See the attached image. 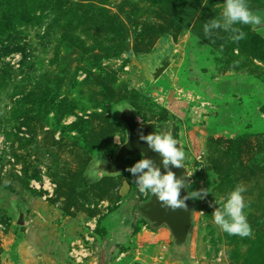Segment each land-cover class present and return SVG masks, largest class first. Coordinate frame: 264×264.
Returning a JSON list of instances; mask_svg holds the SVG:
<instances>
[{"label":"rangeland","instance_id":"1","mask_svg":"<svg viewBox=\"0 0 264 264\" xmlns=\"http://www.w3.org/2000/svg\"><path fill=\"white\" fill-rule=\"evenodd\" d=\"M202 1L194 32L171 19L192 0L0 3V264H76L71 242L92 219L98 264H264V25H239L238 43L223 30L208 37L203 25L223 3ZM247 4L264 18V4ZM164 56L170 64L153 81ZM127 111L179 141L193 173L187 194L209 188L189 199L180 244L144 212L152 194L127 171L143 155L109 171L129 138ZM97 153L104 163L93 175ZM238 184L245 238L212 217Z\"/></svg>","mask_w":264,"mask_h":264},{"label":"clouds","instance_id":"2","mask_svg":"<svg viewBox=\"0 0 264 264\" xmlns=\"http://www.w3.org/2000/svg\"><path fill=\"white\" fill-rule=\"evenodd\" d=\"M239 25L262 26L264 18L249 8L247 0H224L221 17L208 20L204 23L203 30L208 37H211L217 30H223L230 33L229 38L233 42L238 43L246 37V33L241 27H238ZM139 138L153 152L162 157L165 169V173L162 174L160 168L156 167L151 159L143 157L127 169L136 177L135 184L141 194L151 193L163 207L171 211L187 210L186 200L203 199L210 194L209 188L200 189L199 191H190L181 198V189L190 185L186 184L183 179L176 178L175 173L169 170V166L184 168L187 156L183 148L179 146V141L170 132H154L146 136L140 135ZM102 163L104 161L97 153L94 157L93 175L96 171H100L99 166ZM192 174L187 173V176L191 177ZM246 190L244 186L238 184L228 193L222 206L216 207L212 213L213 222L221 231L230 236L245 238L252 234L244 211L248 207L243 196Z\"/></svg>","mask_w":264,"mask_h":264},{"label":"water","instance_id":"3","mask_svg":"<svg viewBox=\"0 0 264 264\" xmlns=\"http://www.w3.org/2000/svg\"><path fill=\"white\" fill-rule=\"evenodd\" d=\"M261 27V26H259ZM170 61L168 56H164L159 59L157 64L154 66L151 72V79L156 81L161 74L167 69ZM128 130L129 138L125 144H123L114 160L113 163L109 165V171L112 173H117L125 169V159L127 156L141 153L143 158L151 159L154 165L160 168L161 173H165V169L162 164V157L153 152L145 142L140 140V135H148L155 132L154 127L151 123H140L129 111L123 113L122 115ZM169 170L175 173L176 178L183 179L187 181V171L185 168H175L171 165ZM185 189H181V198L186 196ZM187 205V210H176L171 211L161 205L157 198L151 195L150 200L145 204V214L151 223L155 226L165 225L175 242L180 244L183 242L186 233L190 228V213L192 210V202L190 200L185 201ZM18 225H22L23 221L21 217L17 221Z\"/></svg>","mask_w":264,"mask_h":264},{"label":"built area","instance_id":"4","mask_svg":"<svg viewBox=\"0 0 264 264\" xmlns=\"http://www.w3.org/2000/svg\"><path fill=\"white\" fill-rule=\"evenodd\" d=\"M43 189L48 192H52V186L49 182L44 181ZM86 232L83 235V238L77 239L71 242L69 257L76 263L82 264L85 260L89 261V264H98L99 256L101 252V245H96L95 239L96 235V220L92 219L85 223ZM90 243V244H88ZM96 245V246H93ZM125 253H120L117 257V260H120ZM91 258L92 260H89ZM132 264H140V263H132Z\"/></svg>","mask_w":264,"mask_h":264},{"label":"trees","instance_id":"5","mask_svg":"<svg viewBox=\"0 0 264 264\" xmlns=\"http://www.w3.org/2000/svg\"><path fill=\"white\" fill-rule=\"evenodd\" d=\"M9 0H0V3L3 2H7ZM202 0H192V2L189 5H185V4H176L173 8V10L171 11V19L172 21L175 23V25H177L179 27V29H189L192 32H194L192 30V24H193V18H194V14L195 13H201L205 7H202ZM248 2H252V0H247ZM224 3V0H211L210 1V5H217V4H222ZM259 3L264 4V0H259ZM204 8V9H203ZM210 7L208 6L207 9H209ZM15 51H17V49H14ZM25 59V56H23V59ZM155 132H159L157 128L154 129ZM244 139V137L242 138ZM240 139H238L239 141ZM211 141H215V140H211ZM213 169L216 170L217 172V168L214 165L213 162H210ZM219 174V173H218ZM97 235V233H96Z\"/></svg>","mask_w":264,"mask_h":264},{"label":"crops","instance_id":"6","mask_svg":"<svg viewBox=\"0 0 264 264\" xmlns=\"http://www.w3.org/2000/svg\"><path fill=\"white\" fill-rule=\"evenodd\" d=\"M184 168L186 169V171H187V164H185V161H184ZM186 183V182H185ZM185 189V192H186V188H184ZM187 194V193H186Z\"/></svg>","mask_w":264,"mask_h":264},{"label":"bare ground","instance_id":"7","mask_svg":"<svg viewBox=\"0 0 264 264\" xmlns=\"http://www.w3.org/2000/svg\"><path fill=\"white\" fill-rule=\"evenodd\" d=\"M183 253H184V252H183ZM183 253H182V254H183ZM180 255H181V254H180Z\"/></svg>","mask_w":264,"mask_h":264}]
</instances>
